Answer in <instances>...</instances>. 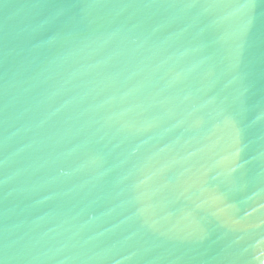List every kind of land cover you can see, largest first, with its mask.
Segmentation results:
<instances>
[{
    "label": "water",
    "instance_id": "obj_1",
    "mask_svg": "<svg viewBox=\"0 0 264 264\" xmlns=\"http://www.w3.org/2000/svg\"><path fill=\"white\" fill-rule=\"evenodd\" d=\"M0 264H264V0H0Z\"/></svg>",
    "mask_w": 264,
    "mask_h": 264
}]
</instances>
